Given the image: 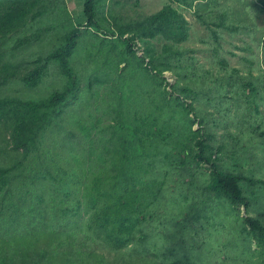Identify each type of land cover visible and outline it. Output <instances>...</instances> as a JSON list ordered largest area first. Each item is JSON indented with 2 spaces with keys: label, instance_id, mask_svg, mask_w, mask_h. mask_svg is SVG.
I'll list each match as a JSON object with an SVG mask.
<instances>
[{
  "label": "trees",
  "instance_id": "obj_1",
  "mask_svg": "<svg viewBox=\"0 0 264 264\" xmlns=\"http://www.w3.org/2000/svg\"><path fill=\"white\" fill-rule=\"evenodd\" d=\"M67 1L0 0V264L263 257L237 146L264 122V78L251 73L264 74V38L263 69L244 59L242 76L220 55L239 27L213 0H168L135 17L116 15L118 0H83L81 26ZM187 15L220 76L186 47ZM51 72L60 85L43 96L17 87L35 89Z\"/></svg>",
  "mask_w": 264,
  "mask_h": 264
},
{
  "label": "rangeland",
  "instance_id": "obj_2",
  "mask_svg": "<svg viewBox=\"0 0 264 264\" xmlns=\"http://www.w3.org/2000/svg\"><path fill=\"white\" fill-rule=\"evenodd\" d=\"M118 1L119 3L115 2V4L113 5V10L115 11L116 15L120 12L124 13V15L126 16L135 17V15L139 13L150 15L156 12L158 9H160L162 4H164L168 0H136L137 2L135 0ZM213 1L214 7H219L227 11L228 15L234 20L233 23L239 27V30L235 35L224 34L223 39H221L220 41V55L222 58L226 59L228 67L237 69L239 71V74L242 76H247L248 71L250 70V66L247 65L244 59H249V62L252 61L255 63L256 61V66L254 65V67H260L261 64V69H263V65L261 63L262 60H260L262 59L260 47L262 45L261 41L264 38V13H259L256 9V6L253 7V10L250 7L256 4L257 7L262 5L264 9V3H261V0ZM82 2L83 0L67 1L70 14L72 15L73 23L79 26L84 25V23L86 22V18L82 10ZM109 2L110 4H112L114 0L113 2L111 0H108L107 3L109 4ZM252 12L255 15V20L252 16ZM214 13H216L215 10ZM187 19L190 21L193 28L190 36V41L186 44V47L196 50L194 56L198 59V63L202 65L203 69H212L211 71L212 74H214V78L218 75L220 76V74L214 73L216 72V69L210 66L207 60L211 57V55L209 52L206 53V51H210L211 48H208V45L199 42V39L203 37L206 38V36H204V31L198 25L199 22L194 21V18L192 16L187 15ZM210 42H212V40H210ZM258 45L259 51L257 50ZM228 52L233 53V55L228 54ZM50 71L51 70H49V72ZM251 73L255 79L259 78V80H261L264 78V74L262 72L260 73L258 69L252 70ZM50 74L46 79L43 80L42 84L35 89L27 91L20 85H17V87L21 91L22 95L26 94L28 95V97L38 98L47 94L50 90H53L60 85L56 73L53 75V73L51 72ZM165 77H167V79L171 81V83H173L174 77L171 76V74L165 73ZM209 85L210 83H206V85H204L203 87ZM5 91L7 93H10L9 95H11L12 93V90H9V87ZM206 93H208L207 90L202 92V95H205ZM15 94L20 95L19 92H15ZM210 96L211 95L208 93V98H210ZM215 103L216 105L219 104L217 103V101ZM209 110L211 111L213 110V108ZM261 111L264 115V103L261 106ZM214 117H216V119H221L220 117H218V113L215 112ZM196 128L197 127L195 126V129ZM213 129L216 130L217 136L223 134L222 127ZM262 130L264 131V122L261 124L259 131L251 132L250 136H246L244 139L238 142L240 146H237V150L238 157L240 155L242 159L239 162L241 168H238V173L251 180L249 182L248 180L243 181L244 184L242 186L243 194L246 197L250 207L249 211L251 210V212L247 215H258L259 219L264 224V183L252 185L257 181L264 182V136L261 137L262 135H260V133L263 132ZM60 133H64V131L61 130ZM228 162L229 160H224V163ZM240 211V216H246L243 207L240 208ZM263 258L264 256L255 257L251 261L252 263L248 262L246 264H262Z\"/></svg>",
  "mask_w": 264,
  "mask_h": 264
}]
</instances>
